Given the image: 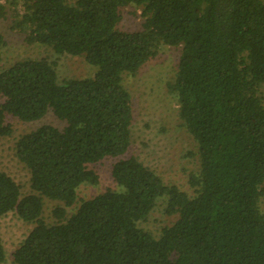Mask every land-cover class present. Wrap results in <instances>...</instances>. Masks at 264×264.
Returning a JSON list of instances; mask_svg holds the SVG:
<instances>
[{"label":"trees","instance_id":"trees-1","mask_svg":"<svg viewBox=\"0 0 264 264\" xmlns=\"http://www.w3.org/2000/svg\"><path fill=\"white\" fill-rule=\"evenodd\" d=\"M12 28L29 44L83 56L92 78L59 81L44 57L3 63L0 30V152L13 134L7 117L45 124L17 142L32 193L0 170V218L16 212L35 226L15 250L16 264H264V0H9ZM142 9V28L122 30L124 8ZM6 5L0 4V15ZM136 14V12L134 11ZM181 50L170 84L182 124L196 140L199 170L193 194L129 155L134 120L124 85L158 54ZM113 158L108 188L80 201L82 184H98L91 168ZM45 198L58 201L54 224ZM177 216L157 237L141 227L160 200ZM6 250L0 236V263Z\"/></svg>","mask_w":264,"mask_h":264},{"label":"rangeland","instance_id":"rangeland-1","mask_svg":"<svg viewBox=\"0 0 264 264\" xmlns=\"http://www.w3.org/2000/svg\"><path fill=\"white\" fill-rule=\"evenodd\" d=\"M0 4L7 6L2 16L0 15V30L6 39L3 47L5 66L8 67L26 58L47 57L57 63L60 82L94 76L96 68L83 56L59 55L50 46L29 44L23 30L12 28L16 18H19L17 11L9 4V0H0ZM141 13L142 9L135 5L124 8L119 28L128 31L141 29L144 21ZM180 54L179 48L162 44L158 54L145 63L136 74L124 76V85L131 95L134 110V120L129 126L132 134L129 155L137 156L166 183L176 184L193 194L194 189L189 183V178L192 172L199 170L198 145L182 124L177 96L170 89V84L177 76ZM3 101L4 98L0 96V103ZM7 122L12 125L14 131L12 135L2 140L0 170L6 171L16 179L22 186V193L25 196L33 191L31 173L17 156V142L23 135L42 125L51 124L64 128L65 122L60 121L52 112L35 122H23L9 115ZM114 162L113 158H106L91 165V168L100 175V181L98 184L85 183L80 186L79 200L75 206L68 208L69 214L76 210L83 199L95 197L108 188L119 189L112 177ZM58 204V201L45 198L43 218L50 224L57 222L53 211ZM165 207V200H160L147 221L142 222L140 226L158 237L161 230L171 225L177 217L167 215ZM260 207L264 211V195L261 197ZM34 226V223L25 222L12 211L0 218V236L6 250V259L0 264H16L13 254Z\"/></svg>","mask_w":264,"mask_h":264}]
</instances>
